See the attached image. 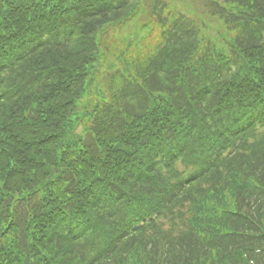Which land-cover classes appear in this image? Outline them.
Instances as JSON below:
<instances>
[{"label":"trees","instance_id":"1","mask_svg":"<svg viewBox=\"0 0 264 264\" xmlns=\"http://www.w3.org/2000/svg\"><path fill=\"white\" fill-rule=\"evenodd\" d=\"M171 1L0 0V264H264V0Z\"/></svg>","mask_w":264,"mask_h":264},{"label":"rangeland","instance_id":"2","mask_svg":"<svg viewBox=\"0 0 264 264\" xmlns=\"http://www.w3.org/2000/svg\"><path fill=\"white\" fill-rule=\"evenodd\" d=\"M187 3L191 6H198V2L196 0H172L171 4L172 7L177 8L178 11L183 12V11H187L188 7H187ZM136 24H132L131 26H129L128 28V36L126 37V39L129 41L130 39L134 38V34L137 32L135 30V28L133 26H135ZM121 48H123V44L121 43L119 45V49L121 50Z\"/></svg>","mask_w":264,"mask_h":264}]
</instances>
